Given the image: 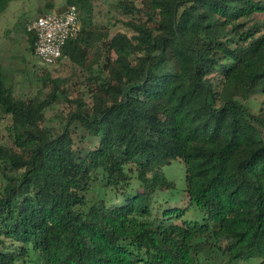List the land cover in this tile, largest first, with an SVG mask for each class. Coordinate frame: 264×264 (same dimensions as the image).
I'll list each match as a JSON object with an SVG mask.
<instances>
[{
	"label": "trees",
	"instance_id": "trees-1",
	"mask_svg": "<svg viewBox=\"0 0 264 264\" xmlns=\"http://www.w3.org/2000/svg\"><path fill=\"white\" fill-rule=\"evenodd\" d=\"M70 1L81 26L61 59L88 70L90 104L68 99L49 127L59 80L48 73L49 95L25 100L0 69L13 136L0 146V264L264 261V116L248 106L264 94V0H136L124 7L138 14L133 35L102 45L93 0ZM171 161L186 168L187 204L154 212L176 190Z\"/></svg>",
	"mask_w": 264,
	"mask_h": 264
},
{
	"label": "rangeland",
	"instance_id": "rangeland-1",
	"mask_svg": "<svg viewBox=\"0 0 264 264\" xmlns=\"http://www.w3.org/2000/svg\"><path fill=\"white\" fill-rule=\"evenodd\" d=\"M5 9L0 13V69L6 77V84L10 86L16 98L20 99H45L52 90V85L44 82L49 73L52 79H58L59 89L62 94L46 111V124L49 127L59 128L72 105L68 99H74L82 95L83 99L90 104V96L87 93V78L89 72L62 58L57 65L50 67L42 65L35 55L29 51L25 28L27 23L36 16L47 12H57L72 3L70 0H7ZM138 6L136 0H93L92 23L93 28L100 32V45L109 40L117 33H124L128 37L133 35L125 22L137 18L135 11L127 10L125 6ZM51 4V7L49 6ZM140 17V16H139ZM260 21L264 20V14L256 15ZM107 34V38H106ZM94 50L87 56V63L92 60ZM111 57L115 55L111 53ZM93 70H97L96 66ZM248 106L252 112L264 116V94L253 95ZM11 118L0 112V146H13L11 132ZM2 165V164H0ZM166 177L176 185L174 192L165 191L158 193L154 201V209L159 206H186V168L181 161H171L163 167ZM4 184L3 172L0 170V187ZM132 194L140 190L139 183L132 174ZM196 218L192 211H188L184 217L186 221L192 222ZM203 256H207L206 247L202 248ZM209 264H229L225 258H217ZM235 264H264L261 259L239 261Z\"/></svg>",
	"mask_w": 264,
	"mask_h": 264
},
{
	"label": "built area",
	"instance_id": "built-area-1",
	"mask_svg": "<svg viewBox=\"0 0 264 264\" xmlns=\"http://www.w3.org/2000/svg\"><path fill=\"white\" fill-rule=\"evenodd\" d=\"M79 10L68 5L57 12H47L31 19L26 31L35 36L34 55L45 66L57 65L62 57V49L80 31Z\"/></svg>",
	"mask_w": 264,
	"mask_h": 264
}]
</instances>
